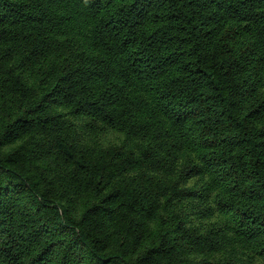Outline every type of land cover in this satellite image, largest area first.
<instances>
[{"label":"trees","instance_id":"16d2710c","mask_svg":"<svg viewBox=\"0 0 264 264\" xmlns=\"http://www.w3.org/2000/svg\"><path fill=\"white\" fill-rule=\"evenodd\" d=\"M0 264H264V0H0Z\"/></svg>","mask_w":264,"mask_h":264}]
</instances>
